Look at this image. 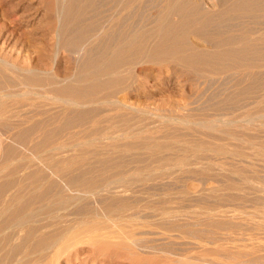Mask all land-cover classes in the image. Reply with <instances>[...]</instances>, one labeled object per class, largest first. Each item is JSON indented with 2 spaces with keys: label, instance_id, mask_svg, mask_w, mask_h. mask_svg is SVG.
<instances>
[{
  "label": "bare ground",
  "instance_id": "obj_1",
  "mask_svg": "<svg viewBox=\"0 0 264 264\" xmlns=\"http://www.w3.org/2000/svg\"><path fill=\"white\" fill-rule=\"evenodd\" d=\"M73 1L82 3L68 9L58 34L62 47L83 55L78 76L72 79L84 84L49 82L48 91L55 95L71 96L84 104L98 98L115 99L109 101L114 106L123 104L117 97L125 84L100 94L104 83L87 80L93 69L115 73L138 60L157 64L172 60L195 73L209 71L227 77L210 85L206 80L210 90L195 97L198 106L193 112L172 118L178 125L172 126L173 133L166 139L150 134L152 130L146 132L151 128H144L140 116L136 128L111 129L126 135L138 130L128 139L116 138L64 160L49 157L46 149L62 144L71 127L88 122L93 123L88 131L100 134V121L94 118L98 109L54 112L41 105L30 115L19 108L21 103L25 107L24 101L14 98L8 102L2 97L16 94L5 87H14L18 81L0 72V264H55L53 259L63 250L85 241L136 255L141 251L161 253L164 262L158 264H264V175L258 173L260 168L255 171L254 165V160L264 163V0H235L231 4L219 0L216 12L206 11L203 0L157 1L154 4L160 16L149 22L154 23L152 28L126 26L124 12L110 15L111 27L96 46L89 47L84 45L88 35L93 30L102 32L108 25L97 21L89 30L84 25L85 29H76L81 19L78 15L103 0ZM108 1L122 10L131 5L130 0ZM168 14L179 21L171 23ZM251 17L255 21L249 20ZM190 32L212 49H197L188 40ZM123 105L128 110L137 106ZM114 110L111 122L115 127L119 120L136 117L118 107ZM25 149L44 161L50 172L45 166L30 165L33 169L26 175H15L23 171L24 164L14 162L2 175L3 169L26 154ZM169 151L172 153H166ZM132 162L146 165L134 166L138 175H125ZM154 162L159 165L157 170L151 168ZM170 163H188L192 168L171 175ZM181 172L190 175H178ZM186 176L197 182V190L185 187ZM100 215L104 219L99 220ZM148 234L156 237L150 244L144 241ZM176 234L179 238L173 241ZM79 250L71 256L77 257Z\"/></svg>",
  "mask_w": 264,
  "mask_h": 264
},
{
  "label": "rangeland",
  "instance_id": "obj_2",
  "mask_svg": "<svg viewBox=\"0 0 264 264\" xmlns=\"http://www.w3.org/2000/svg\"><path fill=\"white\" fill-rule=\"evenodd\" d=\"M130 1H131V5L128 8V10L127 9L122 10V6L121 7L114 6V3L108 0H103L102 2H100V4L99 3L97 5L94 4L93 7H89V8H86L85 10H82L80 15L78 16H80L81 19H83L84 17L83 19L84 21L83 20L81 21L80 19L76 29H79V28L85 29V27L87 29L92 28L97 21H99V24L105 25L106 23L108 25V26H105L102 32L93 30V32H91L88 35L87 39L84 41L85 42L84 45H86L87 47L96 46L98 41L100 40L99 38L101 37V35L103 36V33L105 32V30H108L111 27L112 18L110 17H113L114 15L118 16L122 12H124L122 13V15L125 14V16L128 18V20L126 18L127 20L125 23L126 26H129V23H130V27L132 26L131 28H135V30H138V29L143 30L144 28L148 30L149 28H152L154 23L149 24V22H152L153 19L156 20L160 16L159 8H157V6L154 3L157 1L158 2L162 1L161 3H165V0L164 1L155 0L154 2L153 0H148V1L147 0L145 1L144 0H130ZM228 2L229 4H231V2L233 3L235 2V0L234 1L227 0V3ZM81 3L82 2L80 1H73V0L71 1L70 0H0V72L4 75L6 74L5 76L11 79L14 78V80L18 81L16 82V84L17 85L19 84L18 86L16 85L14 87L8 88L9 90L7 89L8 87L7 85V87H5V91L10 92L11 90H16L15 91L16 94H13L8 97H5V96H2V97L4 99L8 98V102H14L15 99L24 101L23 105L26 103V105H24L25 107H22V103H21L19 104L21 105V107L19 108H25L26 112L30 115L35 114L36 113L35 111L41 105H42V108H47L54 112L60 109L64 110V108H71V109L77 110V109H88V108H94V107L95 109L97 108L99 111V113L96 114L97 116H95L94 118L100 121L98 122L100 125V129H102L100 130L101 132L100 134L102 135L94 134V133L91 134V132L88 131L90 128H92L91 127L93 125L92 122H88L85 125H80V127L79 126L71 127L69 130H67L68 132L65 133L64 138H66V136L68 138L64 139L62 141L63 142L62 144H59V145L53 144L51 147L48 148V150L46 149V153H48L46 155H48L49 157L67 160L75 156H80L79 155V153L81 152L80 150H83L86 148L93 149L95 147L107 145V143L109 144L110 142H112V140L113 141L114 139L116 140V138L123 137L122 139H126V138L128 139L132 135V133L133 134L134 132L137 133L138 130L137 131L135 130L134 132H131V133H127L126 135L125 134L126 132H123V131L113 133L111 129L118 128L120 130L122 129L125 130L127 127L136 128L135 126L137 123V119L140 116H142L141 122L144 128L146 130L148 127L151 128V129L148 128L149 130L147 131L145 130L146 132L152 130L151 133L150 132L148 133L150 134L154 133L153 135L159 137L160 139H166L167 136L172 135L173 133L172 128L175 127V125H178V122L176 121L174 122L172 118L176 116H185L189 112L190 113L191 111L193 112L195 108L197 109L198 105L196 103V100H197L196 98L198 97L199 93L200 92L204 93L206 90H210V86L207 87V82H208V85H210L209 84L210 82L214 83V82L223 81L224 79H226L227 76L225 74L214 73L213 75V73L211 72L210 74L209 71L206 73H195L191 71L187 66L183 64H179L177 61H172V60L168 62L162 61V63L160 64L146 61L144 62L145 63L144 64L143 62L141 63V61L138 60L134 64L132 63L131 65H128L127 66L128 68L127 67L121 68V69L118 68L115 71V73H113L112 71L111 73L110 71L100 73V71L96 72V69H93V71L91 72L92 74L91 77L88 78L87 80V82L100 81L104 83V87L100 94L112 91L114 89H120L123 87V84H125L124 85L125 90L122 91L124 93L120 92L119 96L117 94L118 96L117 100L119 98L121 103L123 104L128 103L129 105L133 104L132 106L134 107L135 105H137L134 109L132 107V109L128 110L129 107H125L123 104L114 106L113 103H109V101L112 102L115 99L109 100L105 98H98L97 101L94 99V101H89L88 104H84L83 102L75 98H70L71 96L61 97V96L53 94L52 92H49L48 91L49 82L55 83V84L58 83L57 85L61 84V85H71V86L72 85L80 86L84 84V82L82 81L80 82L79 80L77 81L76 78L72 79L73 77L78 76V72H79L78 67H79L81 60L83 59L82 58L83 55L73 54L67 51L65 47H62V45H60L61 36L58 34L60 31L62 22L64 21L65 14L68 12V9L74 6L75 4L80 5ZM103 3L104 5L101 6ZM202 3L204 4L206 11L216 12L219 9V0H203ZM152 5H155L156 9L153 8L154 6ZM141 6H142V10L140 11H142L143 14H139L141 13L139 11V8ZM143 7H145V10L143 9ZM92 8H94V11H92L93 10ZM158 11L159 13H157ZM111 12H114V13L110 14ZM131 15L133 16L132 18L130 17L131 18L130 19L128 16H131ZM137 15H139L138 18H137ZM89 16H92V18ZM107 19H109L108 20L109 22L107 21ZM166 19L169 21L171 20L170 21L171 23H177L179 21V18L173 14L166 15ZM251 19L252 21H255L254 17L249 18V20ZM130 20L132 22H128ZM102 21L104 23H102ZM143 23L145 24V26ZM187 37L189 38L188 40H190L191 42L195 44V46H197V49H203V48L212 49L211 48L212 46L207 44L204 41V39H202L201 37H197V35L191 32L188 33ZM208 45L211 47H209ZM107 62L108 60L106 59L105 61H103V64H107ZM131 67L133 69H130ZM77 69H78V72L76 71ZM253 69H257V68H253ZM129 71L130 72L132 71V72L130 73ZM32 76H35V77L33 78ZM126 76L128 77L126 78ZM31 79L33 82L31 81ZM37 80L38 81L40 80V81L37 82ZM30 81L33 83V85ZM112 81H113L112 83L113 85L110 86V84L108 83ZM127 82L129 84H127ZM29 84H31L32 87ZM114 84H116L118 87ZM34 86L36 87L34 88ZM212 90L213 88L211 89V92ZM26 95H28V97ZM103 100H105V102H103ZM27 103H29L28 106H27ZM105 103H107V105ZM113 107L114 109L115 107L121 108L122 110H124L123 111L124 113L130 112V114L135 115L136 117L132 118L131 120H128V119L119 120L116 122L117 123L116 125H118V127H115L113 126V123L111 122V118L115 115V110L112 109ZM125 108H126V111H125ZM139 112H141L142 115H137V114H141ZM160 126H162L163 128ZM85 133H88V134H85ZM70 134L75 135L74 138L70 137ZM74 140H78V142ZM60 147L62 149H60ZM50 151L51 152L54 151V152L51 153ZM24 153L26 154L23 155L22 158H17L15 161H13V164L9 165V167H7L6 169H3L4 172L2 171L1 174L5 175V173H7L10 167H12L13 165L19 162L24 164V168L22 169L23 171L20 170L15 175H20V176L26 175L31 169H33V167H30V165H33V166L42 165V166H45V169L47 171H49L47 168V165H44L46 163L44 161H41L39 158H36L35 155H32V153L29 150L27 151L25 149ZM75 153H77L78 155ZM166 153H172V151H169ZM28 154L30 155V157ZM254 162H253L254 165H256L255 171L256 169L260 168L258 170L259 172L258 171L257 172L260 175H264L263 161L254 160ZM143 164L144 166L146 165L145 163L137 164L136 162L135 163L132 162V164H129V166L131 167L128 166L131 172L128 169L125 175H138L139 171L134 170L135 169L134 166H136L137 168L138 166H141ZM170 164H171L170 168L172 167L170 170V172L172 173L171 175L178 173L182 169L184 170V168L185 170H189V168H192L191 167L192 165L189 166L188 163H187V166H185L186 164H180V165H175V163H170ZM181 165L184 167L182 168ZM154 167L156 168L155 170H157L159 167L158 163L156 162L152 163L151 168L153 169ZM149 172L151 171L148 170V173ZM144 173L146 172L144 171ZM151 174H153V172H151ZM154 175L156 174L154 173ZM178 175H190V174L187 172H181ZM185 179H186L185 187L187 189L191 191L198 189L197 182L193 181V179L192 180L189 179L188 176H186ZM213 186L214 185H210V187H213ZM100 216L101 217L98 218L99 220L104 219L103 215H100ZM155 238L156 237L152 236L151 234H148L144 237V241L146 244H150ZM178 238L179 237L177 236V234L171 237L173 241H177ZM57 248L53 250H56ZM113 248L112 247H102L101 248L99 247V245H95L94 243H90L89 241H85L81 243L79 242L75 246L67 247L65 250H63L64 252L61 253V256L59 258H56L57 260L56 259H53V260L55 264H57L58 262H59L58 264H158V263L164 262V260L161 261V258H162L161 253H154L151 251L150 252L141 251L139 255H136V254H130L126 250L121 249V248H117V249H113ZM77 249H80L79 250L80 253L77 254V257L71 256ZM53 250L51 251L52 253H53ZM70 256L71 258H69ZM144 260H146V262H144ZM12 261H16V259H13ZM188 262L189 261H187L186 263ZM189 264H191V262H189Z\"/></svg>",
  "mask_w": 264,
  "mask_h": 264
}]
</instances>
